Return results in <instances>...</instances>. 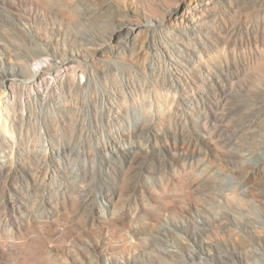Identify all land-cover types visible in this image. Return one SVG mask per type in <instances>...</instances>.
Masks as SVG:
<instances>
[{
  "label": "rangeland",
  "instance_id": "rangeland-1",
  "mask_svg": "<svg viewBox=\"0 0 264 264\" xmlns=\"http://www.w3.org/2000/svg\"><path fill=\"white\" fill-rule=\"evenodd\" d=\"M44 59L0 82V264H264V0H0V73Z\"/></svg>",
  "mask_w": 264,
  "mask_h": 264
},
{
  "label": "bare ground",
  "instance_id": "bare-ground-1",
  "mask_svg": "<svg viewBox=\"0 0 264 264\" xmlns=\"http://www.w3.org/2000/svg\"><path fill=\"white\" fill-rule=\"evenodd\" d=\"M179 8L176 7L175 9L171 10L170 14H176L178 15L179 13ZM135 28H139V26L132 25L130 22H124L119 27L117 28H101L97 29L92 33L87 34L88 39L86 42L88 44H95L96 46L99 45L100 42H103L105 44H110L112 46L113 44H118L123 41V39H128L130 40L131 36L134 34ZM79 56H83L81 53L78 54ZM48 64H50V60L44 59V60H39L35 66L33 67V71L29 72L28 74H25L23 71L19 70L14 73V71H6L5 73L1 72L0 73V82H2L3 79L9 77L10 75H19L22 77H26L29 79H32L37 76V73L40 72L41 69H44ZM46 65V66H45ZM254 92L252 93V95ZM257 97L259 99L260 105L264 106V93L260 92L257 93ZM243 106L241 104H236L234 106V109L232 110L235 113H240ZM245 126L248 129L247 132V139L250 141H254L253 139H256L257 137L261 136L264 132V113L262 111H259L255 114H251V116L247 117L245 119ZM239 130V129H238ZM241 130H239L240 132ZM243 134V133H242ZM244 135V134H243ZM264 162V160H263ZM254 222V221H253ZM246 224L251 227V228H259L261 223H258L257 221L252 223V222H246ZM191 247V246H189Z\"/></svg>",
  "mask_w": 264,
  "mask_h": 264
}]
</instances>
